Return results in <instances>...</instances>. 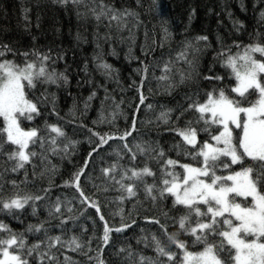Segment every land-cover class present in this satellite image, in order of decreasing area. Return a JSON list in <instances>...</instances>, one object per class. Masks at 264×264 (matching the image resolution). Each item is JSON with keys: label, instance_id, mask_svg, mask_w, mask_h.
Instances as JSON below:
<instances>
[{"label": "trees", "instance_id": "trees-1", "mask_svg": "<svg viewBox=\"0 0 264 264\" xmlns=\"http://www.w3.org/2000/svg\"><path fill=\"white\" fill-rule=\"evenodd\" d=\"M101 3L118 10L120 14L128 10L135 15L122 16L119 21L109 20L108 15H103L98 20L91 9L99 10L98 5ZM262 13L264 0H78V3H73L72 0L67 3L62 0H0V45L7 44L11 49L4 58L23 64L24 58L20 54L34 50L47 53L51 50L52 60L48 62L50 68L68 76L67 82L61 80L59 83H37L29 98L40 101L41 114L33 121L22 119L21 127L37 128L41 135H46L45 125L58 123L65 129L68 139L78 142L70 146L68 155L45 150L46 160L39 158L41 148L37 143L32 149L37 152V158L16 173L4 172L5 168L11 169L14 166L13 161L7 160L6 154L15 148L14 145L5 143L0 148V195L14 191L21 194H41L40 189L49 187L50 183L54 184L49 199L55 200L59 196L62 200H72L76 211L65 214L78 217L74 225H67L62 234L63 239L75 235L80 240L87 241L89 237H93V251L89 255L102 256L104 264H132L128 258L129 252L134 253L132 260L138 261L140 255L156 259L158 253L152 240L153 234L162 239L170 250L177 251L156 225L143 219L145 215H159L163 211L178 215V211L172 210L171 199L154 204L141 186L135 198L119 201L118 197L122 193L118 186L113 185L101 173L100 157H96L94 170L90 166L89 175L81 177V186L87 194L97 193V187L93 185L99 186L100 198L104 203L103 213L110 226H119L122 217L125 223H130L129 217L136 221L122 233L113 231L110 244L104 245L101 253H96L99 242L95 237L102 235L103 222L99 221L94 210H85L86 215H80L78 201L75 200L76 190L64 185L63 181L70 179L71 174L83 164L88 152L99 142L98 138L92 136L90 129L101 133L117 129L123 132L131 128L133 117L136 118V131L130 142L144 141L153 146L158 143L167 153L161 160L149 159L148 155L139 154L134 166L143 167L148 162L151 168L159 172L160 165L168 156L181 159L182 162H193L192 159L179 155L178 142L181 138L166 131V128L173 125H165L158 119L159 114L166 108L175 110L181 105L186 108L187 103L191 102L186 97L192 96L194 91L198 90L203 98L205 90L210 91L213 87L227 90L233 85L235 78L228 76L227 70L220 63V57L215 54L221 51L222 44L226 47L233 42L241 45L264 44ZM241 21L242 24L239 23ZM198 36H206L207 41H196ZM188 43L201 51L194 53L192 48L185 49ZM242 50L241 48L240 51ZM0 51L3 49L0 48ZM185 51L188 53V60L195 55L196 72L201 77L218 74L224 76L223 83L201 78H197L195 82H181V72L187 74L190 71L189 65L180 57ZM237 51V48L231 47L232 53ZM166 62L169 63L168 72L164 69ZM104 64L110 65V69L103 67ZM145 64L148 65L146 76ZM163 76L171 78L165 81L161 79ZM142 77L145 96L143 104L139 99ZM250 99H256V96ZM148 105L152 107L149 108ZM178 114L173 112L174 122ZM194 118V113L189 112L178 123L183 127L186 120ZM2 127L0 117V128ZM200 136L202 139L207 138L203 133ZM118 146V141H110L103 146L100 150L103 166L117 159ZM121 163L128 164V159H123ZM243 166L252 167L254 172L261 170V165L252 158H247ZM233 170H239V167L234 165ZM11 180L23 183L18 188H13L7 183ZM147 182L152 183L151 177L147 178ZM105 188L107 191H104ZM239 202L247 206L251 203V197L240 198ZM46 204L47 201H37L35 214L31 204L25 205L23 210H13L12 214L7 210H0V221L16 231L25 230L29 224L46 221L47 226L52 227L49 235L60 234V229L55 227L59 221L48 215ZM90 218L95 219V224ZM175 230L169 228V232ZM42 237L43 233H28L29 243ZM180 238L189 240L190 251L202 249V245L193 246L188 236L182 235ZM65 253L71 260L87 264L85 255L66 247H61L56 252L60 264H69L64 261ZM159 259L166 260L165 257ZM92 264H96L95 259ZM176 264H179V259Z\"/></svg>", "mask_w": 264, "mask_h": 264}, {"label": "snow or ice", "instance_id": "snow-or-ice-1", "mask_svg": "<svg viewBox=\"0 0 264 264\" xmlns=\"http://www.w3.org/2000/svg\"><path fill=\"white\" fill-rule=\"evenodd\" d=\"M62 2L67 3L68 0ZM72 2L78 3V0ZM98 8L99 10L91 9L98 20L103 15H108L109 20L117 21L121 20L122 16L135 15L128 10L120 14L118 10L103 3L98 5ZM196 41L206 42L207 37L198 36ZM231 47L237 48L238 51L232 53ZM0 48L3 49L0 51V117L3 123L0 128V137H3L0 140V148H3L5 143L15 146L14 150L6 154L7 160L13 161L14 166L11 169L5 168L4 172L16 173L35 160L38 154L32 149L37 143L41 148L39 158L42 160L47 159L45 150L49 153L68 155L70 146L78 142L68 139L65 129L58 123L46 124V135H41L37 128L25 130L21 127L22 119L33 121L41 114L40 101L29 98L37 83H59L61 80L67 82L68 76L50 68L48 62L52 60L51 50L47 53L35 50L31 53L24 52L20 54L24 58L23 64H20L14 59L4 58L11 52L7 44L0 45ZM187 48H192L194 53L201 51L191 43L185 45V49ZM253 53H260L261 57L257 59ZM187 55V51L180 54L190 69L187 74L181 72V82H195L197 78H201L223 83L224 76L218 74L201 77L196 72L195 55L191 60L187 59ZM215 55L220 57V63L227 70L228 76L235 78V83L227 90L215 87L210 91L205 90L203 98L198 90L194 91L192 96L186 97V100H191L186 108L183 105L175 110L166 108L158 117L165 125H173L166 128V131L181 138L178 142L179 155L190 158L193 162H182L181 159L168 156L160 165L159 172L151 168L148 162H145L143 167L134 166L139 154L157 160L167 155L158 143L153 146L144 141L130 142L136 131L135 117L132 118L131 128L123 132L117 129L101 133L90 129L92 136L98 138L99 142L88 152L83 164L71 174L70 179L63 181V184L75 188V200L78 201L81 216L86 215L85 210H94L99 221L103 222L102 235L95 237L99 242L96 253H101L103 246L110 244L113 231L122 233L136 223L130 217V223H125L122 217L119 226H110L103 213L104 203L100 198L99 186L93 185L97 187V193L92 194H87L81 186V177L89 175L90 166L94 170V161L96 157H100L101 173L113 185L118 186L122 193L118 197L119 201L135 198L142 186L154 204L158 205L166 199H171L172 210L179 212L178 215H170L169 211H163L159 215L143 217L145 221L156 225L177 251L170 250L162 239L153 234L152 240L158 257L153 259L140 255L136 261L132 260L134 253L129 252L128 258L132 264H176L177 259L179 264H264V44L241 45L233 42L228 47L222 44L221 51ZM103 67L110 69L107 64ZM164 69L169 71L168 62L164 64ZM147 71L148 65L145 64V76ZM170 78L161 77L165 81ZM143 83L144 77L139 85L141 104L145 102ZM229 92L236 95H230ZM253 96H256V99H250ZM148 107L151 108L152 105ZM85 109L87 110V104ZM174 111L179 113L175 122L172 120ZM189 112L194 113L195 118L186 120L181 127L178 122ZM234 128L237 130L235 134ZM201 133L207 138L202 139ZM110 141L119 142L117 159L103 166L100 150ZM157 148L159 151H156ZM125 158L128 159L126 165L121 163ZM247 158H252L260 164L261 170L254 172L252 167H244ZM234 165L238 166L239 170H233ZM148 177H151L152 183L147 182ZM7 183L13 188H18L23 182L11 180ZM52 187L55 185L50 183L49 187L40 189L41 194H21L14 191L0 195V210H7L10 214L13 210H23L25 205L29 204L35 214L36 202L47 201L48 215L59 221L55 227L60 229V234L49 235L52 227L47 226L46 221H41L34 225L29 224L25 230L16 231L0 221V264H60L56 252L61 247L82 253L87 257V264H92L94 259L96 264H104L102 256L89 255V252L93 251V237H89L87 241H82L75 235L63 239L62 234L67 225H74L78 219L77 216L66 215L65 212L76 211V206L72 200H62L59 196L50 200ZM104 191H107V188ZM248 197H251V203L247 206L239 202L240 198ZM136 214L139 215L138 212ZM14 218L19 219L18 216ZM90 219H93L95 224V219ZM169 228L176 230L169 232ZM33 232L43 233V237L29 243L28 233ZM182 235L188 236L193 246L202 245V249L190 251L189 240L181 239ZM159 257H165L166 260L162 261ZM64 261L79 264V261L71 260L67 253L64 255Z\"/></svg>", "mask_w": 264, "mask_h": 264}, {"label": "rangeland", "instance_id": "rangeland-1", "mask_svg": "<svg viewBox=\"0 0 264 264\" xmlns=\"http://www.w3.org/2000/svg\"><path fill=\"white\" fill-rule=\"evenodd\" d=\"M253 55H254L257 59H259V58L261 57V54H260V53H253ZM25 130H27V129H25ZM233 131H234V134H235L236 129L234 128Z\"/></svg>", "mask_w": 264, "mask_h": 264}]
</instances>
